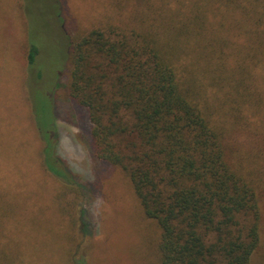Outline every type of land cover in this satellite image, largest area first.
<instances>
[{
  "label": "trees",
  "instance_id": "obj_1",
  "mask_svg": "<svg viewBox=\"0 0 264 264\" xmlns=\"http://www.w3.org/2000/svg\"><path fill=\"white\" fill-rule=\"evenodd\" d=\"M142 1L136 23L73 35L60 0H13L17 126L46 182L40 214H69L61 198L77 186L54 125L65 75L113 183L121 174L161 230L159 264H264V0ZM28 2L61 40L48 88ZM37 89L48 93L43 109ZM17 217L0 192V242Z\"/></svg>",
  "mask_w": 264,
  "mask_h": 264
},
{
  "label": "rangeland",
  "instance_id": "obj_2",
  "mask_svg": "<svg viewBox=\"0 0 264 264\" xmlns=\"http://www.w3.org/2000/svg\"><path fill=\"white\" fill-rule=\"evenodd\" d=\"M60 3L67 27L75 35L79 28L89 29L101 22L136 23L143 1ZM26 4L30 23L36 28L34 38L45 52L41 65L47 72L44 88H48L62 63L61 40L51 33L45 24L49 21L39 11L36 21L34 4ZM18 16L13 0H0V185L10 189L0 192L18 211V217L5 231V240L0 242V264H74L72 255L76 264H159L161 230L155 220L146 217L121 174L113 183L112 166L96 155L86 114L82 115L68 96L65 75L56 93L58 114L53 124L59 131L57 152L77 186L70 191L65 188L61 198V207L66 206L69 214H40L46 207V182L40 174L41 165L38 169L32 165L35 157L29 140L17 126L21 81L11 63L18 29L21 31ZM20 61L23 71L25 60ZM36 94L38 106L45 108L48 93L37 89ZM17 186L18 190L14 188ZM51 199L50 203H55ZM263 252L264 248V257Z\"/></svg>",
  "mask_w": 264,
  "mask_h": 264
}]
</instances>
